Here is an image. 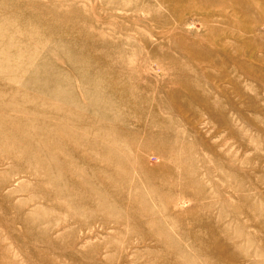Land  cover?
<instances>
[{
    "label": "rangeland",
    "instance_id": "374dc122",
    "mask_svg": "<svg viewBox=\"0 0 264 264\" xmlns=\"http://www.w3.org/2000/svg\"><path fill=\"white\" fill-rule=\"evenodd\" d=\"M0 264H264V0H0Z\"/></svg>",
    "mask_w": 264,
    "mask_h": 264
},
{
    "label": "bare ground",
    "instance_id": "6f19581e",
    "mask_svg": "<svg viewBox=\"0 0 264 264\" xmlns=\"http://www.w3.org/2000/svg\"><path fill=\"white\" fill-rule=\"evenodd\" d=\"M44 135H45V133H44ZM48 146H50V144H49L48 141H46V142H45V147H46V149H48V148H47ZM47 152H48V153H49V152H52V150L48 149ZM49 154H50V153H49ZM50 155H51V154H50Z\"/></svg>",
    "mask_w": 264,
    "mask_h": 264
}]
</instances>
